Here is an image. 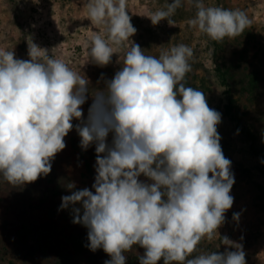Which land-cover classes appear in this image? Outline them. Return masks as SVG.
I'll return each mask as SVG.
<instances>
[{"label": "clouds", "instance_id": "1", "mask_svg": "<svg viewBox=\"0 0 264 264\" xmlns=\"http://www.w3.org/2000/svg\"><path fill=\"white\" fill-rule=\"evenodd\" d=\"M190 2L197 11L188 25L212 41L234 39L251 25L244 10ZM83 7L99 29L86 44L88 60L107 66L126 49L122 68L92 94L85 120V76L34 42L27 60L0 50V180L17 187L47 176L78 120L81 148L95 144L94 192L72 191L62 196L60 209L72 206V222L88 229L89 249L111 257L104 264H126L134 245L145 250L140 264L161 258L164 264H246L243 246L227 236L220 237L223 252L192 255L225 223L235 182L217 130L221 113L185 83L193 49L181 43L158 56L145 54L130 39L137 29L127 0H85ZM180 7L182 0H172L147 17L153 25H175L171 17Z\"/></svg>", "mask_w": 264, "mask_h": 264}, {"label": "rangeland", "instance_id": "2", "mask_svg": "<svg viewBox=\"0 0 264 264\" xmlns=\"http://www.w3.org/2000/svg\"><path fill=\"white\" fill-rule=\"evenodd\" d=\"M170 2L127 0L131 23L137 29L130 39L148 55L158 56L181 43L193 49L192 70L186 74L185 83L203 91L209 107L221 113L217 130L223 153L232 162L235 180L230 192L234 203L225 214V223L211 241L203 239L192 255L223 252L226 246L220 243V237L227 236L243 246L246 264H264V160L262 155L251 152V142L224 115L226 89L216 72L219 65L229 70L235 112L243 127L256 135L257 147L264 149V0H203L206 6L244 10L251 20L242 35L221 42L212 41L188 25L197 11L190 0H182V7L171 17L175 25H169L167 20L153 25L147 16L165 9ZM84 3L85 0H15L13 4L0 0V50H13L15 58L27 60L28 44L34 42L85 76L89 92L81 108L86 120L92 94L103 90L105 82L122 68L126 49L113 54L107 66L88 60L86 44L93 31L99 29L87 19ZM16 14L21 26L16 23ZM72 123L74 127L65 137L66 147L56 154L47 176L17 187L0 180V264H104L111 259L102 248L95 252L89 249L88 229L72 222V206L60 209L62 196L83 188L94 192L95 144L82 149L75 129L80 121L73 119ZM111 140L109 134V144ZM139 179L151 183L143 175ZM70 183L75 185L71 190ZM234 213H239L238 220L233 219ZM144 251L134 245L125 253L126 264H140ZM157 263L164 264L163 258Z\"/></svg>", "mask_w": 264, "mask_h": 264}, {"label": "trees", "instance_id": "3", "mask_svg": "<svg viewBox=\"0 0 264 264\" xmlns=\"http://www.w3.org/2000/svg\"><path fill=\"white\" fill-rule=\"evenodd\" d=\"M11 3L15 4V0H10ZM16 19V23L21 26L18 22L17 14L14 17ZM216 72L221 81V84L225 87V94L227 97V103L225 105L224 115L229 118L234 124L236 129L251 142L250 150L256 156H263L264 160V149L258 148L256 145V135L248 128H244L241 119L237 116L235 112V102L232 97V84H231V76L229 75V70L226 67L221 65L216 67ZM90 169V166H87ZM262 172L264 173V167L262 168ZM158 264V263H157Z\"/></svg>", "mask_w": 264, "mask_h": 264}]
</instances>
